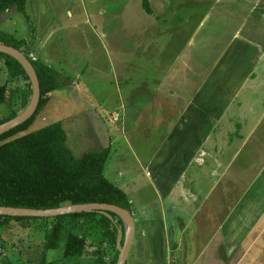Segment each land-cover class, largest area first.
I'll return each mask as SVG.
<instances>
[{
    "label": "rangeland",
    "instance_id": "obj_1",
    "mask_svg": "<svg viewBox=\"0 0 264 264\" xmlns=\"http://www.w3.org/2000/svg\"><path fill=\"white\" fill-rule=\"evenodd\" d=\"M254 5L258 8L254 9ZM260 12L264 13V0L261 3L255 0H26L24 11L12 6L0 12V34L27 39L24 49L30 58H53L50 65L64 77L63 80L67 78L68 82L77 83L53 90L27 129L16 135L60 121L69 145L75 144L72 151L76 158L86 151L110 145L103 173L126 193L133 217L138 219L125 264H144L143 257H152L150 264H222L226 257L220 242L219 221L231 208L237 194L223 188L216 198L214 191L210 192L213 198L208 202L214 201L215 208L210 214L203 210L199 216L208 227L207 235L201 238L205 248L193 245L195 255L201 249L204 253L191 263H184V259L179 262L172 257H185L179 247L183 246L185 250L184 243L188 238L182 237L179 231L176 233L172 221L179 222L181 214L176 210L170 214L165 211L163 215L157 213L153 221L141 219L144 202L158 203L154 197L158 183L146 175L143 163L155 155L167 136L176 134L177 126H184L180 114L185 106L190 107L196 101L198 85L201 88L208 86L202 80L217 59L221 62V77L227 80V75H223V63L231 60V50L225 51L222 60L220 56L235 24L237 26L252 14L248 23L251 26V20H255L254 16ZM248 73L240 83L241 86L246 83L243 94L253 101L251 108L261 105L264 108V91L257 94L247 91V87L252 86L247 80ZM0 83H5L10 90L11 101L10 105L0 104L2 116L18 106L19 93L15 88L24 87L27 80L8 81L4 60L0 57ZM224 86L230 88L228 83ZM253 86L257 88L255 84ZM218 90L220 94L222 89ZM206 92L207 88L197 96L194 109L198 114L208 104L202 98ZM235 97L236 94L230 101ZM132 98L139 102L144 99L139 106L147 107L143 114L145 120L136 129L122 128L123 106L130 111L131 119L136 117L132 114L137 113ZM257 99L261 102L255 103ZM231 104L216 106L221 108L219 111L210 106L207 108L211 116L218 111L214 123ZM233 104L238 106L237 100ZM138 111L141 112L139 108ZM225 120L227 126H235L233 120ZM261 123L255 127V137L264 141L258 132ZM220 130L216 127L214 135L219 133L225 138ZM253 135L254 132L245 139L251 145L256 141ZM233 136L236 135L231 134L230 138ZM232 175L239 182L244 179L246 186V181H250L255 173L233 171ZM232 175L230 179L234 180ZM214 182L218 185L219 180ZM161 185L163 187L164 182ZM203 189L202 193L206 194ZM150 204L149 207H155ZM149 214L148 218H152ZM53 223L62 226L59 241L55 248L46 249L45 239ZM68 233L86 237L84 254L63 256ZM101 237L95 221H74L69 215L58 219L49 216L12 219L0 227V264H106L113 250L110 251ZM181 239L178 250L174 242ZM252 242L245 249V258L239 259L240 264H264V229ZM94 252L102 255L101 260H97ZM187 257L197 256L189 254Z\"/></svg>",
    "mask_w": 264,
    "mask_h": 264
},
{
    "label": "crops",
    "instance_id": "obj_2",
    "mask_svg": "<svg viewBox=\"0 0 264 264\" xmlns=\"http://www.w3.org/2000/svg\"><path fill=\"white\" fill-rule=\"evenodd\" d=\"M255 1L262 2V0ZM253 8L258 7L254 5ZM249 16L240 21L237 26L235 24L234 32L220 56L222 60L225 51L227 49L231 50V60L223 63V75H227V80L224 81V78L221 77V72L219 71L221 62L217 59L211 65L210 70H207V74L202 80L208 86H202L201 88L198 85L195 93L196 101L190 107L185 106L183 112L180 114L184 126H177L179 129L176 134L167 136V139L157 147L155 155H151L143 163L146 175L152 181L158 183L157 188L154 189V197L158 199V203L150 200L144 202L141 213L143 217L141 219L153 221L157 213L163 215L165 211H168L170 214L171 211L176 210L181 214L180 216L182 217L179 218V222L172 221L175 223L173 229L176 230V233L179 231L182 237L186 235L185 238H188L184 243L186 245L184 247L185 250L183 246L179 247L183 239L174 242L177 248L182 249L181 254L185 256L172 257L179 262L184 259V263H191L204 253L201 252V249L195 255L193 249L194 243L195 245H203L205 248V244H203L201 238L207 235L208 227L202 223L203 219L199 216L203 210L207 214L211 213L210 210L215 208L213 206L214 201H209L211 202L209 204L208 200L212 199L213 196L217 198V194L222 192L223 188L237 195L231 208L219 221L218 231L222 240L220 242L222 247H224L223 250L226 256L221 261L222 264H240L239 259L241 257L245 258L243 255L246 253V247L252 245L254 243L252 240L255 237L257 238V234L264 229V143H262L264 141L255 137L257 135V128L255 130V127L259 125L257 123L261 122L262 126L259 128L261 130H258V132L264 137V108L262 105L256 109L251 108L253 101H249L246 94H243V88L245 90L246 83L243 86L240 85L246 79L245 76L249 72L247 80H249L248 83L252 84V86L249 85L247 91L256 94L264 91V13L260 12L254 16L255 20H251L253 22L251 26H248ZM52 59L44 57V60H40L51 66L50 64L52 63L50 61ZM254 65H257L256 68H254ZM157 66L156 68H159V65ZM168 69H170V66ZM236 69L239 70L236 72ZM210 76L211 78L209 79ZM226 83L230 86L229 89L224 86ZM254 84L258 90L253 86ZM70 85L75 86L77 83L72 84L66 78L64 79V85L61 87L68 88ZM205 88H207V92L202 98L208 104L198 114L197 109H194V105L196 106L197 96ZM208 88L211 95L208 94ZM218 88L222 89L220 94ZM235 94L237 97L230 101V98L234 97ZM217 95L218 98H216ZM132 99L131 102H134L137 112H133L132 114H135L136 117L135 119H131L130 111L123 106L121 116L123 117V121L121 120L122 128L132 127L136 129L141 123H144L145 116L143 114H145L144 110L147 107L143 104L139 106L140 102L144 99H140V102L135 98ZM238 99L241 103H239ZM236 100L238 106L233 104ZM227 102L232 103L230 108L214 123L215 114L221 109L216 108V106ZM254 102H261V99L254 100ZM209 106L218 110L214 116L210 115L211 112L207 109ZM138 108L141 112L138 111ZM225 119L227 121L229 119L233 120L235 126H227ZM216 127L221 129L220 131L224 133L225 138L219 133L217 136L214 135ZM253 132L255 135L252 138L256 141L251 145L245 139ZM229 134L230 136L231 134L236 136L230 138ZM219 138L221 141H219ZM66 144L73 153L72 150L75 148V144L72 143L70 146L68 138L66 139ZM107 146L110 149V145L108 144ZM97 150H101V148ZM224 167L225 170H221ZM231 168H233L234 172L243 171L245 174L248 172L255 173V175L250 181H246L247 184L245 186V180L242 179L244 182H239L232 175L233 171H230ZM254 168H256L255 172ZM231 175L235 181L230 179ZM237 176L245 177L241 174H237ZM215 180L217 182L219 180L218 185H215ZM162 182H164L163 187L161 185ZM203 188L206 189V194L202 193L204 192ZM211 191H214L213 196L210 194ZM220 197H223V195ZM205 202L207 204L203 208ZM150 203L155 205V207H149L151 206ZM148 213H150L149 215L152 218H148ZM207 214H204L206 218L208 217ZM169 217L171 220L172 217ZM134 220L135 224H137L138 219ZM209 221L206 223L208 224ZM178 223L180 228L177 225ZM189 224L190 226L188 227ZM135 233L136 229L134 230L133 238ZM174 240H176V237ZM179 248L178 250H180ZM242 248L243 251L241 252ZM189 254L197 257H187ZM143 258H145L144 264L153 262L152 257Z\"/></svg>",
    "mask_w": 264,
    "mask_h": 264
},
{
    "label": "trees",
    "instance_id": "obj_3",
    "mask_svg": "<svg viewBox=\"0 0 264 264\" xmlns=\"http://www.w3.org/2000/svg\"><path fill=\"white\" fill-rule=\"evenodd\" d=\"M26 0H0V12L14 6L24 11ZM5 34V33H4ZM0 34V41L20 49L33 65L39 80L40 99L31 117L0 135V205L35 209L54 208L62 204L104 202L121 206L129 211L130 202L126 193L113 184L103 173L109 147L89 150L76 158L66 144L67 135L60 121L51 122L36 130L16 135L27 129L50 93L63 86L61 74L40 59H32L24 49L25 38ZM8 74V81L27 80L24 87H16L19 102L7 114L0 116V123L16 116L29 102L31 83L21 64L12 56L0 52ZM9 94V95H8ZM10 105V90L0 83V104ZM16 135V136H14ZM14 136V137H13ZM110 219L98 211L76 212L55 216H71L74 221H95L104 244L113 250L106 264H115L118 256V230L124 233L123 221L116 213L109 212ZM36 216L0 215V227L10 220H28ZM62 226L53 223L45 239L46 249L58 244ZM86 237L68 233L63 256L82 255L86 252ZM99 253L100 250H95ZM95 253V252H94ZM93 254L101 260V254Z\"/></svg>",
    "mask_w": 264,
    "mask_h": 264
},
{
    "label": "water",
    "instance_id": "obj_4",
    "mask_svg": "<svg viewBox=\"0 0 264 264\" xmlns=\"http://www.w3.org/2000/svg\"><path fill=\"white\" fill-rule=\"evenodd\" d=\"M0 52L8 54L16 59L24 71L29 77V81L31 83V96L27 105L14 117L9 120H6L0 123V135L5 131H8L15 126L21 124L26 121L29 117L33 115L35 112L39 99H40V85L37 73L29 61L28 57L18 48L8 45L2 41H0ZM98 211L110 219L112 216L109 212L116 213L123 221L124 225V233L121 230H118L117 236V249L118 256L115 264H125L131 241L133 238L134 230H135V220L133 217V213L128 209H125L121 206L104 203V202H89V203H76V204H62L58 207L54 208H45V209H35L28 207H12V206H2L0 205V215H9V216H49L55 217L58 215L76 213V212H91Z\"/></svg>",
    "mask_w": 264,
    "mask_h": 264
}]
</instances>
